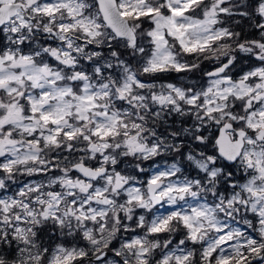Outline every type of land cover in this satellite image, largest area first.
<instances>
[{
    "label": "snow or ice",
    "instance_id": "6c2138e0",
    "mask_svg": "<svg viewBox=\"0 0 264 264\" xmlns=\"http://www.w3.org/2000/svg\"><path fill=\"white\" fill-rule=\"evenodd\" d=\"M0 264H264V0H0Z\"/></svg>",
    "mask_w": 264,
    "mask_h": 264
},
{
    "label": "rangeland",
    "instance_id": "374dc122",
    "mask_svg": "<svg viewBox=\"0 0 264 264\" xmlns=\"http://www.w3.org/2000/svg\"><path fill=\"white\" fill-rule=\"evenodd\" d=\"M201 18H202V16H201ZM210 64H211V62H208V63H207V67H208ZM167 162H168V163H171L170 160L167 161ZM164 163H165V161H163V160H161V161L159 162V164H160L161 167H163ZM29 179H33V178H29V177H20V180H21L22 182H27ZM35 179H38V178H35ZM166 210H167V206L162 207V208H160V212H159L158 214H166ZM52 245H53V247H54V246H55V243H53ZM116 246H117V247L119 246L118 243L116 244ZM111 256H112V253H109V257H111Z\"/></svg>",
    "mask_w": 264,
    "mask_h": 264
},
{
    "label": "trees",
    "instance_id": "16d2710c",
    "mask_svg": "<svg viewBox=\"0 0 264 264\" xmlns=\"http://www.w3.org/2000/svg\"><path fill=\"white\" fill-rule=\"evenodd\" d=\"M207 63H208V62L206 61L205 64L207 65ZM212 67H213V64L211 63L210 66H208V68L210 69V68H212ZM46 243H52V244H53V243H55V242L46 241Z\"/></svg>",
    "mask_w": 264,
    "mask_h": 264
}]
</instances>
